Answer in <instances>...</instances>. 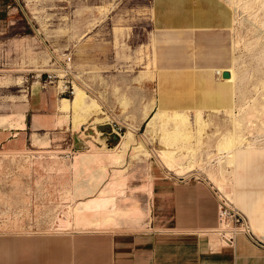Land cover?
I'll use <instances>...</instances> for the list:
<instances>
[{"label":"rangeland","instance_id":"374dc122","mask_svg":"<svg viewBox=\"0 0 264 264\" xmlns=\"http://www.w3.org/2000/svg\"><path fill=\"white\" fill-rule=\"evenodd\" d=\"M224 1L234 14L228 35L230 69L235 74L232 102L229 109L219 111L220 116L201 113L199 123L192 117L196 114L185 111L194 121L193 138L185 143L173 135L170 116L157 117L153 125L147 126L155 113L151 102L158 92L154 90L155 80L162 65L172 61L166 55L172 48L169 41L178 39H168L167 33L152 27L149 0H0V116L7 118L0 124V234L80 231L81 225L73 221L75 203L93 194L75 195L79 189L101 185L99 174L103 169L108 173L123 171L127 187L124 194L115 193L116 206L118 211H137V216H118L116 221L108 222V229L89 226L86 231L117 230L121 226L133 229L146 217L149 202L144 197L152 196L147 189L149 182L153 184L156 177L188 180L195 176L218 188L248 217L254 232L264 234L255 230L231 186L229 176H234L242 164L235 165L226 153H216L218 136L237 128L249 137L246 141L264 139V0ZM118 27L121 30L116 32ZM183 48L173 62L182 65L175 71L187 73L192 71L188 61L202 54L193 46ZM75 85L98 103V117H109L104 123L92 124V116L80 129L81 137L69 119L62 120L57 109L60 97L72 99ZM35 89L42 100L32 95ZM253 98L255 102L251 103ZM33 103L36 106L31 108ZM253 106H257L258 114L251 110ZM19 114H25L22 130L16 127ZM33 114L48 116L50 121L32 126ZM91 126L96 127L108 147L118 146L131 127L145 152L135 156L126 150L121 161L113 164L105 158L73 165L75 156L92 150L85 145L92 140L89 136H94ZM161 134L166 137L164 144ZM183 144H190L194 151L195 161L189 171L179 166L192 160L189 153L178 157ZM253 144L264 148V140ZM162 148L171 151L172 159L159 152ZM98 149L94 143L93 152ZM210 159L217 163H208ZM224 171L227 178L220 175ZM142 184L146 186L143 189ZM66 216L69 226L58 227V219Z\"/></svg>","mask_w":264,"mask_h":264},{"label":"crops","instance_id":"0c3cea01","mask_svg":"<svg viewBox=\"0 0 264 264\" xmlns=\"http://www.w3.org/2000/svg\"><path fill=\"white\" fill-rule=\"evenodd\" d=\"M149 1L152 27L179 36L169 41L172 48L166 55L172 61L164 62L155 80L154 112L162 108L169 113L179 109L190 114L200 110L203 116L222 115L223 108L231 105L233 90L232 83L221 77L222 72L230 74L228 30L233 11L224 0ZM184 46H193L202 54L188 61L192 71L187 73L175 71L182 65L173 62ZM217 67L223 69L220 75L214 72ZM32 95L41 99L37 89ZM49 121L48 116L33 114L32 126ZM233 163L242 164L229 176L236 200L255 230L264 233V148H238ZM144 199L149 202L146 217L131 230L121 226L49 235L0 234V264H264V251L243 235L235 236L229 245L213 243L210 232L217 225L218 200L216 189L203 178L156 177L152 196Z\"/></svg>","mask_w":264,"mask_h":264},{"label":"bare ground","instance_id":"6f19581e","mask_svg":"<svg viewBox=\"0 0 264 264\" xmlns=\"http://www.w3.org/2000/svg\"><path fill=\"white\" fill-rule=\"evenodd\" d=\"M263 4V3H262ZM263 16V15H262ZM103 19V18H102ZM95 22V20H94ZM262 24V23H261ZM260 26V25H259ZM121 30L120 27L116 28L115 31L116 32H119ZM229 31V30H228ZM215 35V34H214ZM219 35V34H217ZM167 36H169L168 39H174V38H179V36L177 34H172V33H167ZM229 41V40H228ZM210 42V41H209ZM208 42V43H209ZM211 43V42H210ZM235 44V43H234ZM230 47V44L229 46ZM63 58L67 59L68 60V56L67 54H64L63 55ZM232 61V60H231ZM152 64V63H151ZM222 68V67H221ZM155 69V68H154ZM53 70V69H52ZM221 70L223 71V69H219L218 67L214 69V72L217 74V75H220L221 74ZM229 72H230V77L229 79H225L224 81L226 82H229V83H232L235 79V74L233 72L232 69H228ZM64 72V71H63ZM62 75V74H61ZM151 76V75H150ZM148 77V76H147ZM149 78V77H148ZM152 78V76H151ZM254 78V77H253ZM187 82V81H186ZM262 82V81H260ZM59 83V82H58ZM61 83V81H60ZM63 87H64V90L66 89L65 87V82L63 81ZM18 84V83H17ZM75 84V83H74ZM261 84V83H260ZM57 86V85H56ZM232 86V85H231ZM230 86V87H231ZM254 86V85H253ZM59 87V86H58ZM61 87V86H60ZM255 87V86H254ZM262 87V86H261ZM74 89V92H73V97L72 99H67V98H64V97H60L59 98V105L57 107V109H59V111L62 113V117L64 120L65 119H69V121L71 122L72 124V127L74 129L75 132H79L80 133V129L82 128L83 125H85L87 123V121L89 119H91L92 116L93 117V121H92V124L95 123V124H100V123H104L106 120H109V117L108 116H104V117H98V108H99V105L98 103L92 99V98H89L84 90L78 86H74L73 87ZM232 88V87H231ZM263 88H264V83H263ZM58 89V88H57ZM56 89V90H57ZM255 89V88H254ZM259 89V88H258ZM259 91V90H258ZM213 95V94H212ZM255 95V94H254ZM250 101V100H249ZM152 102V105L154 103V101H151ZM232 102V101H231ZM255 102L254 101V98H253V101L251 103ZM149 103V102H148ZM258 101L256 102V105L260 107V105L257 104ZM151 105V106H152ZM249 106H252L251 104ZM257 106H253L251 107L252 109L251 110H254L255 112H257L256 114L259 113L258 111V108H256ZM263 108V111H264V106L261 105ZM144 107V106H143ZM149 107V106H148ZM147 107V108H148ZM215 107V106H214ZM151 108V107H149ZM148 108V109H149ZM191 108V107H190ZM213 109V107H211ZM217 108V107H216ZM221 108V107H220ZM223 108V107H222ZM260 108V109H261ZM170 109V108H169ZM197 109V108H195ZM225 109H229V108H223V111ZM147 111V109H146ZM149 111V110H148ZM172 112L169 113L168 111L162 109V108H158L157 111L154 113V115L152 116V118L149 120L147 126L149 125H153L155 123V119L158 118H163L164 116H170L169 118L174 122V129L172 128V133L173 135L175 136V138H177L179 141H182V142H185V143H190V140L193 138V132L191 130V126L193 127V122H191V119L189 117V115L186 114L185 111H179L178 110H175L173 111V109L171 110ZM214 111V110H213ZM217 111V110H216ZM229 111V110H228ZM262 111V109H261ZM195 112V113H194ZM193 114H196L195 116L193 115L192 117H195L196 119V122H198L199 118H200V114H201V111L199 110H194ZM219 112V111H218ZM253 112V111H252ZM22 113V112H21ZM148 112H145L143 113L144 115H146ZM188 113V111H187ZM16 114V113H15ZM230 114L231 111H230ZM255 114V113H254ZM262 114V113H261ZM8 116V115H7ZM11 116H13L11 114ZM10 116V117H11ZM20 117L19 118H16L17 120L19 119V121H16L18 122V124H16V122H14L16 125V127H20V128H24L25 127V124H24V114H19L18 115ZM232 116V115H231ZM16 117V116H15ZM166 118V117H165ZM168 118V117H167ZM168 118V119H169ZM7 119V118H6ZM5 116H0V124H2L5 120ZM9 119H12V118H9ZM159 119V120H160ZM14 120V119H13ZM166 120V119H165ZM260 120V119H259ZM11 121V120H10ZM9 121V122H10ZM57 121H59L57 119ZM161 121V120H160ZM263 121V120H262ZM164 122V121H162ZM195 122V123H196ZM201 122V121H200ZM260 123V122H259ZM10 124V123H9ZM12 124V123H11ZM10 124V125H11ZM14 124V125H15ZM164 125V123H161ZM12 126V125H11ZM71 126V125H70ZM237 126V125H236ZM262 126H264V122L262 124ZM15 127V126H14ZM163 127V126H162ZM200 127V126H199ZM239 127V126H238ZM255 127V126H254ZM161 128V127H160ZM252 128V127H251ZM19 129V128H17ZM91 132L93 131L94 133V136L90 135V139L92 138V140H88L85 142V145H88V149H92L90 151H92V153H94V155H89V150H85L83 153H79L76 157V161H74L73 165L76 163H80L81 165L84 164V163H89V162H100V160L104 159L105 158L111 162L112 164L113 163H118L121 161L123 155L125 154L126 150H129L131 152H133L134 154L133 155H137V154H140V153H144L145 152V149H144V145L138 141L137 139H135L134 137V133H133V129H131V127H128V130L127 132L121 136V140H120V143L118 144V146H114V147H108L105 143V141L103 139L100 138V132H98V130L96 129V127L94 126H91L90 128ZM157 130V129H156ZM261 130V129H260ZM228 131V130H227ZM225 131V132H227ZM233 131V130H232ZM232 131H229L228 133H225V134H222L220 136H218L220 139L218 141V145H217V148L219 151L216 150V153L217 152H220L221 154L222 153H226L228 158H232L233 160V155H234V151L238 148H258L256 147L257 145L256 144H253V143H258L260 141H263V140H257V141H254V140H249V141H246L245 139L249 138L248 136L247 137H244L243 134L241 135V132L238 130H234V132ZM262 131V130H261ZM169 132V131H168ZM200 132V131H199ZM232 132V133H231ZM250 132V130H249ZM171 132L169 134H172ZM198 133V132H197ZM252 133V132H251ZM257 133V132H256ZM83 133H80V136L82 135ZM217 134V133H216ZM162 136L160 141L163 140L161 143H165L166 141V137H165V134H161ZM253 135V134H252ZM168 137V136H167ZM260 137V136H259ZM169 138V137H168ZM167 138V139H168ZM171 138V137H170ZM173 138V137H172ZM170 140V139H169ZM217 140V139H216ZM178 141V142H179ZM94 143L98 144L99 145V149L98 151H95L93 152V146H94ZM245 143H249V144H245ZM190 144H183V149L181 150V148L179 149V156L180 155H184V153H189V156L192 157V160L189 161L188 163L185 162V164L181 163V168L182 169H186L187 171H189V169H191L190 167L192 166V164L194 163L195 161V158L193 157L194 155V151L193 149L189 146ZM216 145V144H215ZM98 148V147H97ZM216 148V149H217ZM96 149V147H94V150ZM128 151V152H129ZM130 152V153H131ZM161 154L165 155V156H168L169 158L172 159V154H171V151L170 150H167L165 148H162L160 149L159 151ZM132 155V154H131ZM135 155V156H136ZM147 155V154H145ZM226 156V157H227ZM224 157V158H226ZM174 159V157H173ZM231 160V159H230ZM228 161V160H227ZM174 162V161H173ZM210 162H213L214 164L217 163L216 159H210L208 163ZM226 162V161H224ZM230 163V162H229ZM109 164V163H108ZM227 164V162H226ZM79 165V164H78ZM77 165V166H78ZM85 165V164H84ZM107 165V164H106ZM225 165V163H224ZM231 165V164H230ZM233 165V164H232ZM231 165V166H232ZM219 166V165H218ZM229 166V165H228ZM106 167V166H104ZM222 168V167H221ZM124 169V168H123ZM122 169V170H123ZM101 170V169H100ZM125 170V169H124ZM185 170V171H186ZM223 170V169H221ZM220 170V172H221ZM219 171V170H218ZM219 172V174H220ZM123 171H121L120 169H115V170H111V173H108L106 171V169H103L101 171V174H99V180L100 182L103 181V183L101 185H97L96 188L94 189H86V190H82V189H79L80 192L78 194V190H76L77 194L78 195H75V196H81L83 197L84 195H90V194H93L92 196L90 197H87L86 199H81L80 201H78L77 203H75V208L73 209L74 213V217H73V221H75L76 224H79L81 225V228L80 231H86L87 227L89 226H94L95 229L97 230H102V228H109L107 227V224L108 222L112 221H116L115 219L118 217V216H134L136 215L137 216V211H128V209L124 210V211H118V208L116 206V196L120 195V194H124V190L126 189V179L123 177L122 175ZM223 178H225L226 174H225V171L222 172V174H220ZM220 176V177H221ZM230 176H232L230 174ZM233 178V177H232ZM96 179V178H95ZM151 179V178H150ZM212 179V178H211ZM214 179V177H213ZM98 180V179H97ZM96 180V181H97ZM98 180V181H99ZM213 182V181H212ZM217 182V181H216ZM96 183V182H95ZM151 182H149V185L147 186V189L148 191L152 192V183L150 184ZM233 183V182H232ZM100 184V183H99ZM147 184V182H146ZM218 185V184H217ZM219 186V185H218ZM217 186V187H218ZM143 187H146L144 186V184H142V189ZM78 188V187H77ZM75 188V189H77ZM81 188V187H80ZM91 188V187H90ZM139 188V187H138ZM216 190H218V192L220 193L221 195V192L219 191L218 188H216ZM143 191V190H142ZM145 191V190H144ZM147 191V192H148ZM148 192V193H149ZM115 193H118V195H116ZM149 194V195H150ZM88 195V196H89ZM222 196V195H221ZM85 197V196H84ZM223 197V196H222ZM230 204H231V201H229ZM232 206V204H231ZM104 211V212H102ZM61 217V216H60ZM69 221L67 220V216L65 219H58V227L60 228H67V226H69L68 223ZM111 222V223H112ZM94 229V230H95ZM90 230V229H88ZM93 230V231H94ZM91 231V230H90ZM96 231V230H95ZM211 237L213 238V243L216 245V246H219L220 243L219 241L217 240L216 236L213 235L211 233Z\"/></svg>","mask_w":264,"mask_h":264},{"label":"built area","instance_id":"2783aa9c","mask_svg":"<svg viewBox=\"0 0 264 264\" xmlns=\"http://www.w3.org/2000/svg\"><path fill=\"white\" fill-rule=\"evenodd\" d=\"M216 196L217 225L210 233L216 236L219 246L229 245L235 236L243 235L255 248L264 251V234L254 232L248 217L232 207L229 200L225 196L222 197L218 190Z\"/></svg>","mask_w":264,"mask_h":264},{"label":"water","instance_id":"95a60500","mask_svg":"<svg viewBox=\"0 0 264 264\" xmlns=\"http://www.w3.org/2000/svg\"><path fill=\"white\" fill-rule=\"evenodd\" d=\"M221 77L224 79H229L230 74L228 72H222ZM76 144H78V143H76Z\"/></svg>","mask_w":264,"mask_h":264}]
</instances>
